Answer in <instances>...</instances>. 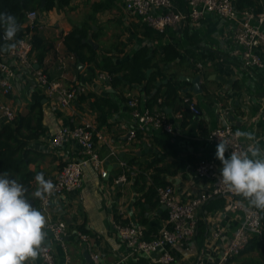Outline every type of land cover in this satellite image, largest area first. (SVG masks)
<instances>
[{
    "label": "crops",
    "instance_id": "0c3cea01",
    "mask_svg": "<svg viewBox=\"0 0 264 264\" xmlns=\"http://www.w3.org/2000/svg\"><path fill=\"white\" fill-rule=\"evenodd\" d=\"M103 1L73 0L65 9L31 13L27 25L35 26L53 47L44 61L45 74L51 81L62 86L75 83L85 89L84 96L95 94L110 98L117 104L118 109L106 115L107 124L99 127L93 98H78L72 108L64 109L60 106L58 95L46 93L28 71L20 70L16 74L12 80L14 93L6 99L16 113L22 114L28 112L30 104L43 102L46 133L31 147L45 154L46 158L39 165H32L31 169H40V173L52 182L65 164L83 158L82 149L75 142H66L59 148L51 146L53 136L60 128L90 121L104 136V141L98 143V149L104 160V170L108 172L107 177L102 178L98 172L87 168L79 190L54 200L49 216L67 225V249L64 251L55 244L46 229L48 236L45 244L53 246L55 264H67V258L70 259L68 264H96L91 253L100 256L98 264H158L156 259L164 251L173 253L174 264H196L199 259L214 263L220 259L233 234L242 225V213L225 212L223 208L204 209V206L199 212L200 222L206 227L203 240L199 239L198 231L188 244L175 249L165 247L150 258L129 255L113 231L114 217L118 216L121 222L142 225L147 238L155 237L165 227L167 215L162 206L157 204L153 207L143 199L141 187L147 189L150 186L154 172L148 166L158 161L155 168L169 170L163 175V180L174 187L182 202L195 198L207 191L211 183L196 176L198 162L201 159L214 161L218 173L222 167L215 155L217 144L208 140L210 132L219 126L230 124L239 131L249 155L256 147L264 150V69L243 68L237 54L238 47L233 41L236 23L219 15L206 13L199 26L186 22L168 29L159 40L156 36L155 39L145 36L144 24L126 10L124 0H111L112 5L108 9L97 13L94 19H88L93 5ZM183 1L180 6L178 4L179 8L187 7V0ZM259 4L263 6L264 0H260ZM85 22L88 36L82 43L92 40L99 57L107 55L116 63L129 60L141 47L158 48L161 54V47L166 44L178 49L179 60L170 64L168 71L184 85L179 94L181 101L166 110L168 119L174 125L173 134L149 129L142 132L140 138L131 136L137 130V124L124 96L130 92L140 99L142 107H147L150 96L146 95L144 84L115 89L110 81L100 76L101 71L93 73L94 65L83 64L68 52L64 39L75 28L82 29ZM1 49L0 61L14 66L15 62L8 57V44ZM192 54L197 56L196 62ZM262 55L264 59V51ZM197 64H202V71ZM200 74L202 94L185 92ZM187 94L192 95L202 116L187 113L181 121L176 113L182 110V100ZM3 122L0 119V127ZM110 150H114L117 156H110ZM141 174L145 176L146 184L139 180ZM122 176L126 177V181L117 183ZM37 187L35 181L34 188ZM241 201L252 206L245 198ZM46 218L48 220V216ZM141 219H146L147 224L143 225ZM80 226L89 231L91 252L78 236ZM34 264L44 263L38 257Z\"/></svg>",
    "mask_w": 264,
    "mask_h": 264
},
{
    "label": "built area",
    "instance_id": "2783aa9c",
    "mask_svg": "<svg viewBox=\"0 0 264 264\" xmlns=\"http://www.w3.org/2000/svg\"><path fill=\"white\" fill-rule=\"evenodd\" d=\"M124 2L126 10L130 14L161 35H164L168 29L177 28L186 22L199 26L206 13H213L233 21L236 23L233 41L238 47L237 54L241 58L243 68L246 70L264 69L262 55L264 51V11L244 10L240 12L236 8L235 0H187V7L184 9L179 8L175 0H124ZM8 57L15 62L14 66L8 62L0 61V95L2 96L0 97V119L6 123H10L16 118L15 109L6 102V99L14 93L12 80L20 70L31 72L46 93L57 94L60 106L64 109L72 108L79 96L86 93L84 88L75 83L62 86L58 82L51 81L43 70L37 67L31 35L19 39L16 47L9 49ZM197 68L202 71V64H197ZM201 75L200 78H202ZM100 76L104 80L110 81V76L106 72L100 73ZM3 97L4 100H2ZM125 98L129 112L137 124V130L131 134L133 138L136 137L137 131L145 132L149 129L167 134L174 133V125L168 119L164 109L142 107L140 99L130 92L126 94ZM162 102V99L158 100V103ZM186 113L196 117L202 116L201 109L191 97L182 100V110L176 113L177 119L182 121L185 119ZM221 139L228 143L229 151L225 153L227 156L230 151L248 153V148L240 139L239 131L232 125L219 126L208 135V140L216 144ZM103 141V134L90 121L62 127L53 136L51 142L53 148H59L66 142H75L83 152L82 160L68 162L59 171L53 181L55 192L43 200L39 199V209L45 216H48L46 230L49 231L54 243L64 251L67 249L65 242L68 233L67 225L65 222L54 220L49 216L52 204L56 198L82 187L84 171L87 168H92L102 178L107 177L108 172L104 170V160L98 149V143ZM110 156L116 157L117 153L110 150ZM195 173L198 178L209 180L210 187L187 202H182L179 199L171 185L157 189L158 204L166 210L167 218L165 227L155 237L147 238L142 225L121 221L113 222V231L125 245L130 256L150 258L151 255L165 247L175 249L191 242L199 230L200 210L214 198H223L225 200L224 211L242 213L244 220L224 248L218 261L208 263L204 259H199L196 264H228L232 259L241 255L254 236L262 234L264 212L254 206H247L241 201L242 195L222 182L214 161L201 159ZM125 181L126 177L122 176L117 183ZM78 236L91 252L89 236L82 232H79ZM215 237H218V234H215ZM91 257L96 264L99 263L100 256L98 254L91 253ZM40 258L44 264H55L53 246L45 244ZM175 260L173 253L164 251L156 259V263L174 264ZM69 261L70 259L67 258V264Z\"/></svg>",
    "mask_w": 264,
    "mask_h": 264
},
{
    "label": "trees",
    "instance_id": "16d2710c",
    "mask_svg": "<svg viewBox=\"0 0 264 264\" xmlns=\"http://www.w3.org/2000/svg\"><path fill=\"white\" fill-rule=\"evenodd\" d=\"M73 0H0V12L13 14L20 26L21 30L17 34V41L27 35H31L33 44V54L37 61V67L46 73L44 61L48 52L53 48L44 40L37 32L35 26L27 25L28 15L30 13H48L54 9L68 8ZM236 8L241 12L244 10H254L262 12L264 5H260V0H235ZM177 5L184 3L183 0H175ZM112 5L111 0H105L98 4H94L92 12L88 19H94L97 13L105 11ZM145 36L155 39V36L161 40L162 35L155 32L147 25H144ZM88 26L85 22L82 29L75 28L64 39L68 52L75 55L76 59L85 64L94 65L93 73L96 70L106 72L110 76L111 85L118 90L126 87H134L135 85H145V93L150 98L147 100V107L166 111L173 108L180 100L179 94L184 85L176 76L169 74L170 64L177 62L180 57L178 49L172 44H166L161 47L162 54L158 48L141 47L136 50L125 62L116 63L111 57L105 55L98 56V51L88 43L83 44L82 40L88 36ZM79 36V37H78ZM10 42L3 41L2 32H0V49ZM193 60L197 61V56L192 54ZM158 83H162L158 86ZM191 97V94H187ZM93 98L94 109L97 111V122L99 127L107 124L106 115L118 109L117 104L110 98L100 97L95 94L87 96L81 95L79 98ZM125 101L127 99L124 96ZM162 99V103L158 100ZM187 114V113H186ZM44 121V104L42 101H36L29 105L26 114L17 113L14 121L10 123L3 122L0 127V172H7L11 178L17 179L31 193L34 188L35 176L40 173V169L32 170V165H39L46 158L42 152H38L31 147V144L39 140L45 133L46 127ZM141 131L136 132V137L140 138ZM158 162V161H157ZM157 162L149 165L153 169L151 175V184L146 187L142 186L141 191L144 192L143 199L150 203L151 206L157 207V189L166 186L168 183L163 180V175L169 170L163 168H155ZM146 184V178L143 174L139 176V180ZM244 198V197H242ZM33 204L39 209V198H32ZM154 201V203H153ZM216 203V204H215ZM225 200L223 198H214L210 200L204 209H220L224 208ZM144 207V206H143ZM142 207V208H143ZM144 209V208H143ZM115 221L119 222L120 218L115 216ZM146 219H141L143 225L147 224ZM125 223V222H123ZM83 234L89 231L85 226L78 228ZM199 239L203 240L206 227L199 222ZM129 264H136L130 262ZM228 264H264V228L261 235L254 236L247 248L240 256L232 259Z\"/></svg>",
    "mask_w": 264,
    "mask_h": 264
},
{
    "label": "clouds",
    "instance_id": "9594fccd",
    "mask_svg": "<svg viewBox=\"0 0 264 264\" xmlns=\"http://www.w3.org/2000/svg\"><path fill=\"white\" fill-rule=\"evenodd\" d=\"M20 30L13 14L0 12V32L10 49L16 47ZM226 151L228 143L221 139L215 153L222 164L220 179L256 209L264 210V150L256 147L250 155L230 151L228 156ZM35 181L38 187L30 198L28 188L0 172V264H34L44 251L47 218L32 198L43 200L55 192V185L43 173H37Z\"/></svg>",
    "mask_w": 264,
    "mask_h": 264
},
{
    "label": "water",
    "instance_id": "95a60500",
    "mask_svg": "<svg viewBox=\"0 0 264 264\" xmlns=\"http://www.w3.org/2000/svg\"><path fill=\"white\" fill-rule=\"evenodd\" d=\"M83 42L85 43L86 41H83ZM87 43L92 45L95 49L97 48V46H95L93 44L92 40H90V39L87 40ZM191 82H192V87L190 89L186 90L185 92H187V93L188 92H192L195 95L202 94L203 90L201 88V78H200V76H196ZM158 86H161V83H158Z\"/></svg>",
    "mask_w": 264,
    "mask_h": 264
}]
</instances>
